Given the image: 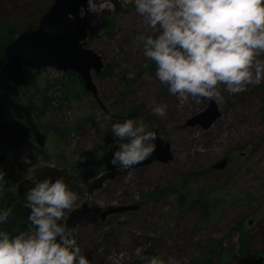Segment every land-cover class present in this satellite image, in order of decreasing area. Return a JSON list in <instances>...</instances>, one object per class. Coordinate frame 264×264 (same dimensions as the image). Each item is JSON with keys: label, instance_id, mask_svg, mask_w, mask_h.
<instances>
[{"label": "rangeland", "instance_id": "1", "mask_svg": "<svg viewBox=\"0 0 264 264\" xmlns=\"http://www.w3.org/2000/svg\"><path fill=\"white\" fill-rule=\"evenodd\" d=\"M54 1L0 0V18L22 32L33 29L28 27L36 28ZM119 1L121 13L111 0H94L102 11L88 16L87 47L105 64L102 74L94 73L98 97L85 88L81 97L51 89L56 102L43 118L50 133L38 149L24 143L14 122L7 121L14 151L5 153L9 163L4 168L16 167L25 175L22 181L46 165L67 168L77 176L69 187L78 199L59 222L65 224L73 210L89 204L76 240L90 264H147V259L137 257V247L146 258L155 254L167 262L173 257V264H240L248 254L264 256V81L234 94L221 85L222 99L190 97L181 104L156 77L155 62L143 54L140 38L157 33L136 12L135 0ZM63 75L47 68L40 80L53 85ZM212 100L221 112L212 127L188 126ZM161 103L168 106L165 117L152 111ZM128 118L143 120L147 130L171 144L169 164L112 165V155L123 142L113 136L112 124ZM102 148L109 150L103 169L86 166L85 155ZM226 158L224 170L215 168ZM115 169L121 173L88 193V185L100 173ZM22 181L0 192V205L10 194L19 200ZM210 192L213 200L199 204ZM122 205L139 208L101 218Z\"/></svg>", "mask_w": 264, "mask_h": 264}, {"label": "clouds", "instance_id": "2", "mask_svg": "<svg viewBox=\"0 0 264 264\" xmlns=\"http://www.w3.org/2000/svg\"><path fill=\"white\" fill-rule=\"evenodd\" d=\"M88 12L100 15L102 8L88 0ZM138 12L155 36L141 37L143 54L156 64V77L168 86L181 104L190 97L222 99L221 85L239 93L248 84L264 81V0H135ZM167 104L152 111L165 117ZM114 137L123 141L112 155L115 167L131 168L155 150L154 131L143 120L132 118L112 124ZM5 171L0 170V191ZM30 209V230L11 234L0 228V264H90L72 229L59 221L78 199L62 177L37 180L24 193ZM9 210L0 209V225ZM137 257L147 264H173L159 255Z\"/></svg>", "mask_w": 264, "mask_h": 264}, {"label": "water", "instance_id": "3", "mask_svg": "<svg viewBox=\"0 0 264 264\" xmlns=\"http://www.w3.org/2000/svg\"><path fill=\"white\" fill-rule=\"evenodd\" d=\"M116 7V13H121L124 8L119 0H111ZM88 0H55L48 11L41 17L36 28L23 31L14 41L6 47V58L10 68L16 75H23L28 69L40 71L53 68L65 74L73 72L77 74L87 92L98 97V90L94 84V73L102 74L105 68L103 58L93 49L87 47L89 29ZM221 116L218 104L212 100L205 111L190 119L188 126L200 125L203 129H209ZM154 140L155 150L144 161L132 166L138 168L151 165L156 161L169 164L173 160L171 144L165 142L156 132ZM8 163V156L0 154V168ZM228 159L219 161L215 168L224 170ZM120 170H109L100 173L96 179L88 185V193L92 194L101 189L107 180L115 178ZM47 176L53 179L62 177L71 184L77 176L67 168L41 166L33 171V178L21 182L18 188L19 200L11 208V218L19 225L30 224L28 214L30 209L25 206L24 193L27 188L34 187L37 180H43ZM139 205H122L113 207L102 213L101 218L106 220L108 215L123 214L134 211ZM90 213L87 202L71 212L64 225L72 229L77 237V229ZM240 264H264V256L248 254L240 259Z\"/></svg>", "mask_w": 264, "mask_h": 264}, {"label": "trees", "instance_id": "4", "mask_svg": "<svg viewBox=\"0 0 264 264\" xmlns=\"http://www.w3.org/2000/svg\"><path fill=\"white\" fill-rule=\"evenodd\" d=\"M28 28L34 27L29 26ZM21 33L22 29L14 26L12 21L0 18V153L14 151V145L8 133L7 121L14 122L24 143L29 144L32 149H38L40 145L45 144V137L50 133L43 118L56 102L51 89L59 87L60 92L64 93L65 90L67 95L68 93L75 94L76 97H81V92L84 90L81 78L73 72L63 75L61 80L55 81L53 85L47 84V86L40 80L44 69L40 71L28 69L23 75H16L7 62L5 50ZM65 87H68L67 90ZM102 150L99 153L86 154V166L94 168L96 171L102 170L105 157L109 154V150L106 148H102ZM0 170L6 173L2 191L15 187L25 177L13 166ZM213 197V193L210 192L204 196V201L198 203H203L206 206L213 200ZM16 200L17 197L13 194L6 196L0 209L9 210ZM32 227L31 224L25 227L20 226L12 220L10 214L8 220L0 225V228L13 235L30 230ZM139 263L140 261L135 264Z\"/></svg>", "mask_w": 264, "mask_h": 264}, {"label": "flooded vegetation", "instance_id": "5", "mask_svg": "<svg viewBox=\"0 0 264 264\" xmlns=\"http://www.w3.org/2000/svg\"><path fill=\"white\" fill-rule=\"evenodd\" d=\"M69 171H70V170H69ZM20 184H21V183H20ZM20 184H19V185H20ZM69 185H70V184H69ZM16 201H17V200H16ZM14 204H15V203H14ZM14 204H13V205H14ZM10 208H12V206H11ZM10 211H11V209H10ZM10 214H11V212H10ZM10 216H11V215H10ZM108 216H112V215H108ZM12 220H13V219H12ZM14 222H15V221H14ZM17 224H18V223H17ZM28 225H30V224H28ZM28 225H25V226H28ZM20 226H22V225H20ZM25 226H23V227H25Z\"/></svg>", "mask_w": 264, "mask_h": 264}]
</instances>
